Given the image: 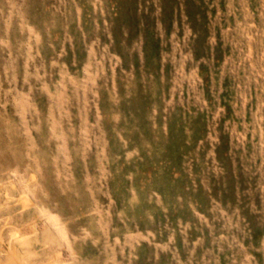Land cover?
I'll return each mask as SVG.
<instances>
[{"label":"rangeland","instance_id":"rangeland-1","mask_svg":"<svg viewBox=\"0 0 264 264\" xmlns=\"http://www.w3.org/2000/svg\"><path fill=\"white\" fill-rule=\"evenodd\" d=\"M58 252L264 264V0H0V264Z\"/></svg>","mask_w":264,"mask_h":264},{"label":"bare ground","instance_id":"bare-ground-1","mask_svg":"<svg viewBox=\"0 0 264 264\" xmlns=\"http://www.w3.org/2000/svg\"><path fill=\"white\" fill-rule=\"evenodd\" d=\"M45 223L46 222H34V223H32L30 226H28V227H25V228H23V229H15L14 231H13V235H15V236H26V235H29V234H34L35 232H36V230L37 229H39V228H42V227H44V225H45ZM14 252H12L13 253V255L12 256H17V252H16V249H14L13 250ZM64 253V252H63ZM63 256H65V255H63ZM62 256V254H61V252H58L57 254H56V256L54 257H52V258H50L49 259V261L48 262H44L43 264H55V263H57V262H61V261H64L66 258L65 257H63ZM22 259V258H21ZM21 261V260H20ZM20 264H23V262L21 261V262H19Z\"/></svg>","mask_w":264,"mask_h":264}]
</instances>
